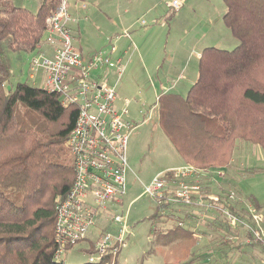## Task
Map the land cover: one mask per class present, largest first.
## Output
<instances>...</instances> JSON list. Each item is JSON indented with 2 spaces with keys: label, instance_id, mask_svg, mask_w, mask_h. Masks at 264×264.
<instances>
[{
  "label": "trees",
  "instance_id": "1",
  "mask_svg": "<svg viewBox=\"0 0 264 264\" xmlns=\"http://www.w3.org/2000/svg\"><path fill=\"white\" fill-rule=\"evenodd\" d=\"M61 1L40 0L36 14L20 7L0 9V264H66L54 259L55 204L59 197L67 195L74 181L73 166L66 163L67 140L79 109L77 106L66 108L58 94L45 89L25 83L13 87L7 55V51L39 50L46 35L47 18L55 13ZM225 6L224 25L239 42L238 46L232 51L203 49L198 80L187 96L170 94L159 99L164 134L186 165L203 171L228 169L235 144L240 140L257 145L264 152V0H225ZM209 177L214 181L212 175ZM221 180L218 184L215 182L220 187ZM201 185L206 193H214L209 183ZM220 187L218 194L228 193ZM246 202L262 209L252 195L246 197ZM245 203H239L237 198L231 211L240 221L252 224ZM181 208L199 210L184 205L156 207L152 215L155 242L174 233L173 242L188 238L193 248L196 235L206 236V230L194 233L187 227L191 216L187 212V216L180 217ZM206 211L211 215L210 210ZM213 214L217 215L207 220L206 226H214L220 238L226 239L228 232L238 240L243 231L246 239L256 242L243 246L264 248L247 226L232 227L217 210ZM169 221L175 223V228L165 233L163 226ZM179 229L183 232H177ZM163 239L159 242L162 245L172 244ZM233 239H226L217 249L225 260L229 252L241 251L242 245L235 246ZM197 252L187 254L191 259L173 264H193L208 255ZM112 259L109 255L96 264H112Z\"/></svg>",
  "mask_w": 264,
  "mask_h": 264
},
{
  "label": "rangeland",
  "instance_id": "2",
  "mask_svg": "<svg viewBox=\"0 0 264 264\" xmlns=\"http://www.w3.org/2000/svg\"><path fill=\"white\" fill-rule=\"evenodd\" d=\"M143 2L145 1L98 0V2L92 4L88 3L89 6H92L91 20L84 23L88 31L85 32L82 28L83 25H81V32H78L77 35L78 40L82 43L78 45L76 42V46L80 51L81 47L83 51L87 52V50H94L96 45L102 44L104 38L113 36L116 33L122 36L124 26L121 24L120 18L125 17L129 21L138 20L146 23L144 28L139 29L138 38L135 37L132 30V42L144 50L153 47L150 48L152 53L146 55L143 53L141 55L143 59H141L137 55L134 58L131 54L124 56L123 52L130 46L131 41L121 39L116 43V47L123 51L121 55L117 51V57L119 58V55L122 58L124 57L125 66L131 60L135 61L130 68L126 69L117 87L118 100L116 107L121 111L125 108V100H129L130 103L126 108L129 111V116L126 119L134 126L129 135L128 148H126L128 168L124 175L125 195L122 197V204H110L107 207L109 211L127 216L128 226L131 229L127 246L122 249L117 257V262L118 264H173L179 260L185 262V259H191L187 254L198 250L197 253L205 252L209 256L196 259L193 264H224L226 261L230 264H264V248L261 246H243L255 242L246 239L243 231L240 232L242 235L241 238L238 237V240H234L228 232L226 233V239H233L235 241L234 245H242V248L241 251L229 252L228 260L222 258L223 256L219 254L217 249L222 247V243L226 239L218 236L219 232L214 226L209 228L206 226L207 220L213 219L217 215L213 214L214 211H210L211 215H209L203 209H193V217L196 218L193 219L194 226L187 227L192 228L194 233H197L198 230H206L205 233L208 234V236L206 234L207 237L196 235L197 243L193 248H191V240H188V238L173 242L175 240L174 233L164 239L162 238L163 240L172 241L170 245L159 243L162 242V239L155 242L154 236H152L154 226L152 215L155 213L157 204L145 195V189L158 175L172 165L184 164L162 129L158 112L161 108L160 96L156 91V87L159 88L160 82L170 86L178 83L180 85L185 84V81L180 78L185 69L189 73L183 76L189 77L194 72L192 78H196L197 82L199 58L195 54L194 58L190 59L187 55L189 50L193 49L197 53L206 47H214L220 50L232 51L238 44L235 42L237 40L232 36V33L224 25L225 0H184L182 8L175 14L173 13L174 10L168 7V3H172L173 0H148L142 4ZM153 2L159 5L158 10L154 9L156 11L154 24L151 17L153 14L146 16L143 13L144 10L151 7ZM39 5L40 0H0V9L20 7L28 9L34 14L38 12ZM98 14H101L99 20L97 19ZM110 20L115 21L118 24L117 27L111 25ZM161 44L164 46L159 51V45ZM111 47L109 44L105 50ZM40 53L50 56L51 50L43 44L39 50L32 53L7 51L12 67L11 84L13 87L18 83H25L31 87L44 89V77L41 72L37 73L34 80L30 78L31 63ZM169 57L175 58L172 64H168L167 59ZM148 60L149 65L146 67H152L153 64L155 66L157 62L161 64L162 70L160 73H164L166 80L159 79L156 74L148 73L149 69L144 66ZM114 82L116 80L112 77L111 83ZM20 110L22 113L26 111L22 107H20ZM31 118L32 115L27 117L26 120L30 121ZM235 145V155L233 154V157H231L230 170L227 171L225 177L222 176L223 184H221V187L215 181L209 179L211 178L209 176L213 175L211 172L206 173L202 183L207 186L209 183L214 194H218L215 192L218 191L219 187L228 190V193L234 192L239 203H245L246 197L250 195L257 198L262 207L261 210H258L251 202H246V204L257 210V213L262 217V221L259 225H255L253 220L251 221L252 224L245 222V226L250 230L254 239L256 238V232L260 234L262 240L259 241L264 246V152L259 146L241 140L237 141ZM66 163L73 166L70 152ZM256 169H258L257 173L255 172ZM211 181L212 183H210ZM245 209L249 215V209L246 205ZM178 211H182V209ZM109 226L108 229L113 231L114 226L112 227L111 223H109ZM174 228L175 223L169 221L163 226V231L167 233ZM177 232L182 233L183 230L179 229ZM96 234L97 232L95 234L91 233L87 242H81L64 253L62 261L66 264L88 263L84 250L87 249L90 242L93 243L97 240ZM211 258L212 261H210Z\"/></svg>",
  "mask_w": 264,
  "mask_h": 264
},
{
  "label": "built area",
  "instance_id": "3",
  "mask_svg": "<svg viewBox=\"0 0 264 264\" xmlns=\"http://www.w3.org/2000/svg\"><path fill=\"white\" fill-rule=\"evenodd\" d=\"M69 2L62 0L55 13L47 18L43 44L50 48L51 54L40 53L34 58L30 75L34 80L41 72L47 92L58 94L66 108L77 106L79 109L75 127L67 140L73 159L74 181L67 195L59 197L55 204L57 250L54 259L62 261L64 253L87 242L90 234L97 232V240L84 250L88 263H100L110 255L115 264L131 235L127 216L107 208L110 204H122L125 195L126 148L134 126L126 119L129 100H125V108L121 111L116 102L118 83L126 66L122 58L115 56L117 48L114 46L90 58L83 57L74 45L71 25L75 20L69 13ZM181 6L179 0L169 5L175 12ZM112 77L116 82L111 83ZM206 173L190 165L162 173L146 187L145 195L153 199L157 207L184 205L205 211L217 210L230 226L246 225L231 211L236 200L234 192L220 195L203 190L201 184ZM245 205L251 220L259 225L262 217L257 210ZM109 223L114 226L113 231L105 230ZM255 239L262 240L257 232Z\"/></svg>",
  "mask_w": 264,
  "mask_h": 264
},
{
  "label": "crops",
  "instance_id": "4",
  "mask_svg": "<svg viewBox=\"0 0 264 264\" xmlns=\"http://www.w3.org/2000/svg\"><path fill=\"white\" fill-rule=\"evenodd\" d=\"M141 1H148V0H141ZM174 1V0H173ZM180 1V3H181V5L183 6V4H184V0H179ZM93 2H98V0H71L70 1V3H69V13H70V15H71V18H73L75 21H74V23H72V31H73V39H74V45H75V47L78 49V47L76 46V42H77V44L78 45H81V43H82V41H80V40H78V32H81L80 31V27H81V25H83V29L85 30V32H87L88 31V28L84 25V23H86V22H89L90 20H91V11H92V6H89V4L88 3H93ZM145 2H143L142 4H144ZM182 2H183V4H182ZM159 3V2H158ZM171 3H168V7H169V5H170ZM182 6H181V8H182ZM90 7V8H89ZM107 8H108V6H107ZM158 8H159V5L158 4H155L154 2H153V4L151 5V7L150 8H148V9H146V10H144L143 11V13H144V15H150V14H153V16H151L152 17V19H153V24H154V15H155V13H156V11L154 10V9H157L158 10ZM170 8V7H169ZM172 9V8H171ZM28 10V9H27ZM173 10V9H172ZM180 11V10H179ZM98 18V20H99V18L101 17V14H98V16H97ZM110 19V18H109ZM111 21V25H115V27H117V23L115 22V21H113V20H110ZM120 21H121V24L124 26V30L122 31V33H124L122 36H120L119 34H114L113 36H109V37H107V38H104V42L102 43V44H99L98 46L96 45V47L94 48V50H92V51H90V50H87V52H85V51H83L82 50V48L80 47V49H81V54L83 55V57L84 58H90L91 56H93V54H95V53H97V52H99V51H103V50H105V48H107L108 46H109V44H110V46H114V47H116L117 46V44L116 43H118L121 39H127V40H129V41H131L130 42V46L127 48V50L126 51H122L120 48L118 49L117 47V51H119V53H120V55H121V53L123 52V54H124V56H128V55H133V58L137 55V56H139V58H141V55H143V53H144V55H146L147 53L149 54H151L152 53V50L150 49V48H153V47H150V48H148V50H144L142 47H137L133 42H132V30H133V33H134V35H135V37L136 38H138V36H139V29L140 28H144L145 27V25H146V23H144L145 21H142V22H139L138 20V22L137 21H129V20H127L125 17H122V19L120 18ZM141 23V24H140ZM155 23H157V21H155ZM98 39V38H97ZM136 40V39H135ZM103 41V40H102ZM137 41V40H136ZM237 44H239V42L238 41H235ZM86 44V43H85ZM132 44V45H131ZM163 44H161V45H159V51H160V49L161 48H163ZM124 48V47H123ZM206 48H210V47H206ZM214 48V47H213ZM103 49V50H102ZM142 49H143V51H142ZM205 49V48H204ZM222 50H224V49H222ZM203 51V50H202ZM202 51H200V52H195L193 49L192 50H189L187 53V55L189 56V58L191 59V58H194V56H195V54H196V57L197 58H199L200 59V57H201V53H202ZM119 55V57L120 58H122L121 56ZM116 57H117V54L115 55ZM122 59H124V57L122 58ZM141 59H143V58H141ZM174 60H175V58H172V57H169V59H167V61H168V64H172L173 62H174ZM135 61H130L129 62V64L126 66V68H124L125 69V71H126V69H128V68H130L132 65H133V63H134ZM145 63V62H144ZM147 65H149V60H148V62L144 65L145 66V68H147V69H149V74H156V76L159 78V79H161V80H166V78L164 77V73L163 74H161L160 73V71L162 70V66H161V64H159V62H157L156 63V65L154 66V64L152 65V67H146ZM144 68V69H145ZM183 75H187L188 73H189V71H187V69H185V71L183 70ZM193 74H194V72H192V74L189 76V77H185V76H183L182 74H181V76H180V78H181V80L183 81H185V84H182V85H180L179 83L177 84V85H165V84H163V83H161L160 82V84H159V88H157L156 87V91L159 93V96H160V98L162 97V96H165V95H170V94H172V95H178V96H180V97H186V95L188 94V92H189V90L191 89V87L196 83V78L195 79H193L192 77H193ZM198 76H199V74H198ZM114 79H115V77H113ZM118 100V99H117ZM126 100H128V99H126ZM117 103V102H116ZM159 112V111H158ZM129 116V115H128ZM159 116H160V113H159ZM129 121V120H128ZM176 152H177V150H176ZM178 153V152H177ZM179 154V153H178ZM234 155H235V152H234ZM180 156V155H179ZM181 157V156H180ZM183 160V159H182ZM233 160H234V158H233ZM183 162H184V160H183ZM233 163V162H232ZM185 166H187L186 165V163L184 162V164H176V165H172L170 168H168L167 170H165L163 173H165V172H168V171H172V170H177V169H181V168H183V167H185ZM228 170H230V167L228 168V169H226V170H224V169H218V170H209V171H207V172H211V173H213V175H212V177H214V181L215 182H217V184L220 182L219 181V178L220 179H222V176H224L225 177V175L227 174V171ZM219 176V178H217ZM222 181V180H221ZM215 193H217V192H215ZM182 209V208H181ZM183 210V212H182V216H180V217H185V216H187L188 215V213L187 212H189L190 213V220H187V225H189V227H191V226H194V222H193V219H192V216H193V209L191 208H185V210L184 209H182ZM186 211V212H185ZM185 212V213H184ZM184 213V214H183ZM180 214V213H179ZM185 215V216H184ZM188 218V217H187ZM193 218H195V217H193ZM189 219V218H188ZM196 219V218H195ZM193 223H192V222ZM191 223V224H190ZM102 228L104 229V227L102 226ZM102 229V230H103ZM191 231H192V228L190 229ZM196 237V236H195ZM198 237V236H197ZM244 264V263H243Z\"/></svg>",
  "mask_w": 264,
  "mask_h": 264
},
{
  "label": "water",
  "instance_id": "5",
  "mask_svg": "<svg viewBox=\"0 0 264 264\" xmlns=\"http://www.w3.org/2000/svg\"><path fill=\"white\" fill-rule=\"evenodd\" d=\"M9 89H10V87H9Z\"/></svg>",
  "mask_w": 264,
  "mask_h": 264
}]
</instances>
